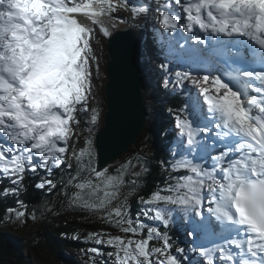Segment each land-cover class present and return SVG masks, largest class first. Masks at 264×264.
<instances>
[{"label": "snow or ice", "instance_id": "1", "mask_svg": "<svg viewBox=\"0 0 264 264\" xmlns=\"http://www.w3.org/2000/svg\"><path fill=\"white\" fill-rule=\"evenodd\" d=\"M116 6L113 0H0V134L10 141L7 146L0 142L4 175L22 180L26 170L36 172L47 169L49 161L53 166L63 162L72 124L79 123L75 114L86 108L91 90L94 28L79 17L101 24L107 36L110 33L100 17ZM120 6L129 7L126 0ZM145 10L131 7L135 15ZM158 12L165 30L176 33L182 28L197 43H207L202 34L213 40L246 38L256 46L254 51L264 65V0H172ZM189 75L176 72V83L182 88ZM231 77L227 82L222 75L193 80L206 105L202 121L207 123L201 127L200 118L177 117L179 144L171 168L187 174L153 192L143 201L151 207L141 214L152 212L153 219L167 225L171 213L180 209L191 217L189 235L228 233L222 245L200 246L207 264L218 260L264 264V67H237L231 69ZM97 119L98 113L92 116L93 121ZM209 125L218 130L219 145L216 138L202 142ZM86 143L80 158L86 156L90 162L95 153L92 141ZM218 147L221 150L212 156ZM91 172L95 180L89 177L76 184L79 191L74 202L86 210H106L124 235L105 240L94 233L90 238L109 245L113 250L108 256L116 264H181L166 235L143 221L137 225L127 216L125 203L112 206L123 183L121 177L108 174L107 169L93 167ZM47 183L52 185L51 180ZM15 215L19 219L28 213L15 210ZM31 218L37 219L35 214ZM154 238L162 241L160 246H152ZM90 251L99 253L95 247Z\"/></svg>", "mask_w": 264, "mask_h": 264}, {"label": "trees", "instance_id": "2", "mask_svg": "<svg viewBox=\"0 0 264 264\" xmlns=\"http://www.w3.org/2000/svg\"><path fill=\"white\" fill-rule=\"evenodd\" d=\"M93 28L95 32L96 28ZM105 43L107 45V39ZM158 43V47L163 50L169 48L160 38ZM94 67L100 73L102 68L98 62ZM162 81L165 84L160 99L157 95L159 101L155 95L146 98L149 105L154 103V113L158 110L163 112L165 107L164 116L171 118L172 122L154 119L155 124L152 122L146 131L148 149L137 146L138 149L128 152L119 163L108 167L107 172L113 176L119 175L123 183L127 178L128 183L131 180L134 182V190L125 201L127 216L137 225L143 221L145 225L156 227L161 234L166 235L172 246V254L177 256L181 264H195L197 258H203L199 253L200 246H206L187 237L185 226L192 232L190 216L177 209L171 213L169 223L165 225L153 219L152 212L147 216L141 214L142 210L151 207L143 201L149 199L153 192L166 189L168 184L175 183L176 177L187 174L184 170L173 171L171 168L177 158L173 153L178 151L179 143L169 140L168 126H175L177 117L193 119L195 110L191 103L194 101L179 85L169 87L171 76L162 78ZM147 88L148 82L145 83L144 93H147ZM102 93V104L90 98L87 111L80 108L79 132L73 140H69V148L56 171H50L54 166L49 161L47 169L41 167L36 172L26 170L22 180L0 172V264H116L114 257L108 256L113 249L107 244H97L90 237L98 233L107 239L109 236H123L124 233L109 220L108 215L103 217L106 210H86L73 200L74 194L79 191L76 184L89 177L95 180L91 168L97 166L95 138L100 129L93 127L103 123L107 111L105 92ZM160 100L164 103L160 104ZM93 113H98L96 121L92 120ZM161 128L164 144L157 145L154 139H157V131L160 133ZM89 139L95 153L90 162L86 156L80 158V152L87 147ZM34 160L39 158L34 157ZM137 164L144 167L139 175L126 174ZM49 180L52 185L47 183ZM41 183L44 186L38 187ZM118 198L113 201V207L120 205ZM10 209L14 211L10 212ZM15 210H26L28 215L18 219ZM32 214H35L36 220L31 218ZM144 232L146 234L147 228ZM151 243L155 247L160 246L162 241L154 238ZM93 247L98 248L99 253H92L90 250ZM180 248L184 249L183 253L178 251Z\"/></svg>", "mask_w": 264, "mask_h": 264}, {"label": "water", "instance_id": "3", "mask_svg": "<svg viewBox=\"0 0 264 264\" xmlns=\"http://www.w3.org/2000/svg\"><path fill=\"white\" fill-rule=\"evenodd\" d=\"M107 51L104 89L107 112L104 127L96 135L97 170L108 168L136 149L150 125L143 94L144 56L134 31L116 30L107 38Z\"/></svg>", "mask_w": 264, "mask_h": 264}, {"label": "rangeland", "instance_id": "4", "mask_svg": "<svg viewBox=\"0 0 264 264\" xmlns=\"http://www.w3.org/2000/svg\"><path fill=\"white\" fill-rule=\"evenodd\" d=\"M133 1H136V0H126V2H127V4H128L129 7L125 8V7L120 6V5H122L125 2V0H113V3L115 5H117L116 8H115V10L112 11V12H110V13H106L105 14L106 18L108 20H111L112 21V27L108 30L110 34L107 35V36H105L103 34V32L101 31V29L97 25H93V24L88 23V26H90V27L95 26L96 31L93 32L92 40H91V46H92V55H91V58H90L91 90H90V93H89V96H88L87 103L90 101V98H93V101L98 100L102 104V97H103V93L102 92L105 89V84H106V80H107L106 65H107V62L109 61V55H108L107 45L105 43V40L108 38V36H110L111 34H113L116 30L126 28V26H128V28L132 29L133 31H135L136 28H140L141 29L142 24L146 21V16L148 15V13H145L144 18L141 20L138 15H135L131 11V7L134 6V4L132 3ZM173 9H174V11L176 10L175 8H173ZM152 14L154 15V9H152ZM117 25H118V27H117ZM178 32L181 33V34L183 33L185 36L187 34H189L187 32H184L182 28H181L180 31L177 30L176 33H178ZM176 33H171L170 32V34L172 36H175ZM167 34H169V31H167ZM185 36H184V38H186ZM192 42H195V41L192 40ZM97 62L100 64V67L102 68L101 71H100V73L98 72V70L96 69V67H94ZM162 62L165 63L164 60H162ZM169 65H171V67ZM173 66H174V64L171 63V62H168L167 65L165 64V68H167V69H168V67H170V69L173 70ZM194 70L195 71H199V67H197L196 65H193V64H187V68L186 69H184L183 67L176 68L175 70H173V74H174L175 79H177L176 76H175V73L176 72H181V73L187 72L190 75H193L192 72ZM148 71L149 72H153V69H151V65L148 66L147 70H144L145 75H150ZM166 76H168V74H164V77H166ZM199 78L200 77L196 74V75L192 76L191 77V80L189 81L190 76H188L187 78H185L183 80V87H182V89L184 88V89H187L188 90L190 88L189 86L191 84H193V80H196V79H199ZM173 81L174 82L170 83V86H172L173 84H177L176 83V80H173ZM153 86L154 85H152V86L151 85H148L147 93L145 92V97H147V96L148 97L149 96L154 97L155 93H158V89H156L155 86L154 87ZM193 92L195 93V90L194 89H193ZM154 106H155L154 103H150L149 109H148V111H149V118L151 116V113H152V117H154V115H155V113H154ZM78 108H79V106H78ZM82 109L84 111H87L88 105L86 106V108H82ZM203 110H204V107H203ZM81 113H82V111L80 109L75 114L76 120H78L79 123L78 124L77 123H73L72 124L73 133H72L71 137L69 138L71 140H73L77 136V134L79 132V129H80V120H79V118H80V114ZM93 115H95V114L93 113ZM103 119H104V117H103ZM151 122H153V120ZM151 124H153V123H151ZM102 125H103V123L100 122V123L96 124L93 128H95V129H101L102 128ZM147 129L144 131V133L142 134L140 140L137 143V146L139 148H142V149H146L147 148L148 149V139H147L148 136L146 135ZM174 138H175L176 141L179 139L178 138V130L176 129L175 126H174ZM159 140H160V138L157 137V141L158 142H159ZM67 148H69L68 143H67ZM125 157L126 156H124L123 158H125ZM122 159H120L115 164L119 163ZM57 167L58 166L52 167V169H50V171L51 170L56 171V168ZM143 170H144L143 165L137 164L134 167H132L131 169H129V171L126 172V174H129V176H131L132 174L139 175ZM123 174L125 176V172H123ZM128 181H129V179L127 178V180L123 183L122 188L119 191V198L117 200V202L119 204L125 203L126 199L129 197V194H131L133 192V190H134V186H132V184L134 182L131 180L132 183L131 182L128 183ZM207 207H208V204H205V209ZM107 215H108V213L106 212L103 217L106 218ZM205 215H207L206 210H205ZM195 234H197V232ZM189 237L192 238L191 235H189ZM103 239H106V237H103ZM209 240L210 239H207L205 241V243L209 242ZM114 261H115V259H114Z\"/></svg>", "mask_w": 264, "mask_h": 264}, {"label": "bare ground", "instance_id": "5", "mask_svg": "<svg viewBox=\"0 0 264 264\" xmlns=\"http://www.w3.org/2000/svg\"><path fill=\"white\" fill-rule=\"evenodd\" d=\"M133 4H137V6H141V7H143V6H149V8L148 9H150V6H151V8L153 7V9H155V6H156V4H157V1L156 0H136V1H133L132 2ZM136 7V6H135ZM145 13H147V12H145ZM145 13H140L138 16L140 17L141 15H143V14H145ZM123 16V15H122ZM80 19H82V21L83 22H85V23H90V24H92L91 23V21H89V20H86L85 18H83V17H79ZM100 20H101V22H102V25L104 26V27H107V29L109 30L111 27H112V21L111 20H108L107 18H106V16L105 15H103L102 17H100ZM123 23V22H122ZM95 25H97L100 29H101V24H95ZM117 27H118V25H117ZM126 28L128 29V26H126ZM134 34H135V36H136V38H137V40H138V42L140 43H142V45L143 44H145V39H144V35H143V30H142V28L140 29V28H136L135 29V31H134ZM222 42H223V44L224 45H226L225 44V41H223V40H221ZM203 51V50H202ZM143 53H144V59H143V66H144V70H147V68H148V66H150L151 65V61H150V59H149V55H148V53H147V51L145 50V48L143 47ZM147 55V56H146ZM205 57H207L208 59H211V56L207 53L206 55H205ZM213 60H215L216 62H219V59L218 58H213ZM218 60V61H217ZM225 66V65H224ZM232 66V69L233 68H235V67H233V65H231ZM210 67V66H209ZM222 68V70H224V72L226 73L227 72V69H225V67H221ZM151 69H152V65H151ZM253 69H255L256 70V68H253ZM219 72H221V70H219ZM151 79H153V80H157L156 79V77H152ZM150 84L151 85H153L152 84V82L150 81ZM163 84H165L163 81L162 82H160V83H157V86L159 87V88H161L162 89V91H163V88H164V85ZM143 94H144V98H145V102H146V97H145V93H144V91H143ZM155 96H157V94L155 93ZM159 99H160V96H159ZM159 99H158V96H157V101H159ZM146 107H147V110L149 109L148 108V106H147V103H146ZM148 113H149V111H148ZM148 117H149V115H148ZM154 124H155V122H153ZM216 131H218L217 129H215L214 128V130H213V137H215V133H216ZM216 138V137H215ZM161 140V139H160ZM169 140H171V139H169ZM216 140H217V142L220 144L221 143V140H219L218 138H216ZM162 143V142H161ZM162 144H164V142L162 143ZM51 171H53V170H51ZM179 216V215H178ZM208 243V242H207ZM195 264H201L198 260H196L195 262H194Z\"/></svg>", "mask_w": 264, "mask_h": 264}]
</instances>
